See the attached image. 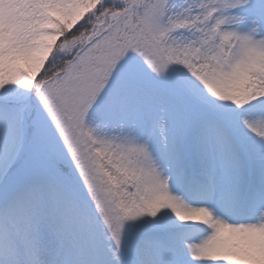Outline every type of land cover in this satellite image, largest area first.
Here are the masks:
<instances>
[{
    "label": "snow or ice",
    "instance_id": "1",
    "mask_svg": "<svg viewBox=\"0 0 264 264\" xmlns=\"http://www.w3.org/2000/svg\"><path fill=\"white\" fill-rule=\"evenodd\" d=\"M0 264H264V0H0Z\"/></svg>",
    "mask_w": 264,
    "mask_h": 264
}]
</instances>
